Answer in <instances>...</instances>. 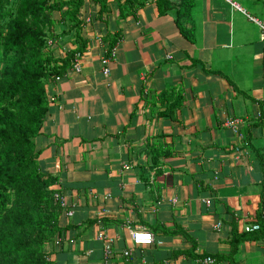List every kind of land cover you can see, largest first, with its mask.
<instances>
[{
    "label": "crops",
    "instance_id": "1",
    "mask_svg": "<svg viewBox=\"0 0 264 264\" xmlns=\"http://www.w3.org/2000/svg\"><path fill=\"white\" fill-rule=\"evenodd\" d=\"M124 1L107 0L100 12L89 0L82 69L47 84L55 100L37 138L39 163L75 210L62 217L68 227L52 260L106 264L104 230L117 250L132 249L117 264L207 256L264 264V238L244 231L264 195V38L247 15L263 19L264 0H191L188 13L190 0H149L123 17ZM108 35L118 50L105 74ZM75 39L72 32L55 47L58 60ZM174 87L182 105L172 113L177 100L158 95ZM229 117L241 119L237 132L224 125ZM129 226L151 230L154 243L134 246Z\"/></svg>",
    "mask_w": 264,
    "mask_h": 264
},
{
    "label": "trees",
    "instance_id": "2",
    "mask_svg": "<svg viewBox=\"0 0 264 264\" xmlns=\"http://www.w3.org/2000/svg\"><path fill=\"white\" fill-rule=\"evenodd\" d=\"M92 1L100 5V12L107 10V0ZM147 1L125 0L120 15L136 14ZM157 1L164 7L172 5L171 0ZM88 2L0 0V264H55L52 255L62 246L68 226L61 221L67 209L56 194L64 195L55 187L58 178L39 163L37 138L55 100L48 96L47 84L73 69L76 56L82 59L88 47L82 35ZM191 6V0L183 5L185 13ZM72 32L78 45L58 60L54 49ZM110 36L105 39L113 48L118 38ZM165 96L177 100L174 113L182 105L181 92L174 87L158 95L162 102ZM159 115H168L167 109ZM263 202L264 195L258 219L252 221L261 226L252 236L259 239L264 238ZM175 233L190 238L185 230ZM245 237L233 240L234 251Z\"/></svg>",
    "mask_w": 264,
    "mask_h": 264
},
{
    "label": "built area",
    "instance_id": "3",
    "mask_svg": "<svg viewBox=\"0 0 264 264\" xmlns=\"http://www.w3.org/2000/svg\"><path fill=\"white\" fill-rule=\"evenodd\" d=\"M240 7L239 5H236ZM249 19L259 25L262 36L264 38V18H257L250 14H247ZM51 43V41H50ZM117 46H114L110 51V56L103 58L102 63L104 65V73L109 74L110 69L108 63L111 59H113L117 55ZM82 69V59L81 55H77L74 61L73 70L80 71ZM58 79H60L58 77ZM241 124V119L237 117H229L225 120V126L231 128L234 131H238L239 126ZM126 169H130V165H125ZM56 197H61L62 205L67 209V216L73 217L75 214V210L72 206H70L67 202L65 196H60L59 193L56 194ZM207 203L210 204V201L207 200ZM261 228L259 223H249L245 225L244 231L247 233H253L258 231ZM129 233H130V240L134 246H149L154 243L155 236L151 230L146 227H133L129 226ZM99 238L103 240V257L106 264H117L114 262V257L121 253L123 256L129 257L132 255V249L126 248L121 251L115 248V238L110 236L106 231L102 230L99 233ZM59 243V241H58ZM202 264H216V259L213 256H207L206 258L202 259Z\"/></svg>",
    "mask_w": 264,
    "mask_h": 264
},
{
    "label": "rangeland",
    "instance_id": "4",
    "mask_svg": "<svg viewBox=\"0 0 264 264\" xmlns=\"http://www.w3.org/2000/svg\"><path fill=\"white\" fill-rule=\"evenodd\" d=\"M13 1V0H12ZM237 3V2H236ZM11 6V4H9L7 7H10ZM192 7V6H191ZM253 22V21H252ZM255 23V22H254ZM30 232H28V236H30Z\"/></svg>",
    "mask_w": 264,
    "mask_h": 264
},
{
    "label": "clouds",
    "instance_id": "5",
    "mask_svg": "<svg viewBox=\"0 0 264 264\" xmlns=\"http://www.w3.org/2000/svg\"><path fill=\"white\" fill-rule=\"evenodd\" d=\"M154 234V233H153Z\"/></svg>",
    "mask_w": 264,
    "mask_h": 264
}]
</instances>
